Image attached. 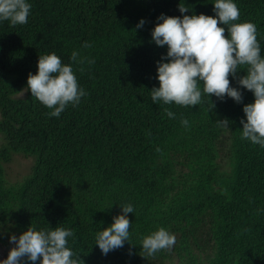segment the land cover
Instances as JSON below:
<instances>
[{
  "label": "trees",
  "instance_id": "16d2710c",
  "mask_svg": "<svg viewBox=\"0 0 264 264\" xmlns=\"http://www.w3.org/2000/svg\"><path fill=\"white\" fill-rule=\"evenodd\" d=\"M233 2L236 22L256 25L264 57V0ZM28 3L27 24L0 22V245L6 258L14 247L10 236L34 226L73 231L68 246L84 264H264V148L241 139L243 107L254 102L253 93L230 76L242 103L214 95L189 107L151 99L159 87L157 63L168 62L161 60L167 46L158 47L151 36L158 17H215V0ZM179 5L189 11L182 14ZM86 42L91 47L84 48ZM74 51L78 60L87 58L72 64L87 95L51 117L25 90L28 74L37 73L39 55L55 52L70 64ZM238 71L237 77L246 75V67ZM224 119L229 130L217 125ZM15 155L31 160V173L10 183L5 166ZM127 204L134 209L129 241L104 255L96 234ZM161 227L176 243L170 252L147 256L142 238Z\"/></svg>",
  "mask_w": 264,
  "mask_h": 264
},
{
  "label": "clouds",
  "instance_id": "9594fccd",
  "mask_svg": "<svg viewBox=\"0 0 264 264\" xmlns=\"http://www.w3.org/2000/svg\"><path fill=\"white\" fill-rule=\"evenodd\" d=\"M31 9L28 0H0V22H10V26L25 25ZM179 11L183 14L189 9L179 5ZM214 12L215 17L204 14L183 15L182 18L161 14L158 17L151 36L158 47L167 46V56L161 60L168 62L157 63L159 87L150 91L151 99L154 103L162 101L166 105L189 107L201 104L205 95L208 98L214 95L219 100L227 96L242 103L241 91L233 88L229 80L230 76L237 78L239 86L254 95V102L243 107L246 122L240 121L243 125L241 139L264 148V57L257 27L252 22H236L240 11L233 0H215ZM144 23L141 20L136 27L141 28ZM83 47L91 45L86 42ZM79 55L74 51L70 64L62 63L55 52L39 55L37 73L28 74L25 90L51 110L48 113L51 117H59L68 105H78L87 95L72 66L73 63L83 64L87 59L78 60ZM240 67H246L243 77H237ZM79 70L84 71L83 67ZM214 107L211 103V109ZM165 114L175 118L168 109ZM181 123L189 124L187 119H182ZM217 125L229 130L227 119L217 121ZM120 208L123 214L113 217V223L96 234L95 244L104 255L129 241L132 223L128 214L134 209L131 204ZM69 237L74 238V232L64 227L37 230L30 226L18 238L10 236L9 242L14 247L0 264H36L37 261L40 264H84L81 256L68 246ZM175 243L176 236L161 227L142 238V250L147 256H154L161 250L170 252Z\"/></svg>",
  "mask_w": 264,
  "mask_h": 264
},
{
  "label": "rangeland",
  "instance_id": "374dc122",
  "mask_svg": "<svg viewBox=\"0 0 264 264\" xmlns=\"http://www.w3.org/2000/svg\"><path fill=\"white\" fill-rule=\"evenodd\" d=\"M21 95L24 96L25 93H22L19 96ZM3 143V136L0 135V147H2ZM31 166V160L26 159L23 156L15 155L13 161L5 166L8 181H10V183H15L23 180V178L31 173ZM5 250L6 248L0 245V261L6 259Z\"/></svg>",
  "mask_w": 264,
  "mask_h": 264
}]
</instances>
